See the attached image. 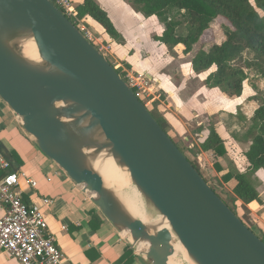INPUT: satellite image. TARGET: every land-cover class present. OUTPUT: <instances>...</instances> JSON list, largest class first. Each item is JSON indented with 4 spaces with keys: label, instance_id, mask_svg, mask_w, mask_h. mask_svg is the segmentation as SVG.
<instances>
[{
    "label": "water",
    "instance_id": "1",
    "mask_svg": "<svg viewBox=\"0 0 264 264\" xmlns=\"http://www.w3.org/2000/svg\"><path fill=\"white\" fill-rule=\"evenodd\" d=\"M33 39L41 62L19 47ZM0 98L39 149L149 264H264V241L220 198L113 65L50 0H0ZM106 152L170 233L153 235L91 166Z\"/></svg>",
    "mask_w": 264,
    "mask_h": 264
},
{
    "label": "crops",
    "instance_id": "2",
    "mask_svg": "<svg viewBox=\"0 0 264 264\" xmlns=\"http://www.w3.org/2000/svg\"><path fill=\"white\" fill-rule=\"evenodd\" d=\"M94 1L108 13L121 37L128 42L137 37H143L147 24L149 22L154 23L155 19H157V17L146 18L141 13L135 12L131 7L132 4L128 0ZM72 2L77 8H80L84 0L81 3L75 0H72ZM84 19L90 28L95 29L96 32L93 31L94 33L104 34L107 38H110L105 30L93 19L90 17H85ZM161 36H156L154 41L159 43V45H164L156 40V38ZM176 48L182 49L185 57L193 56L196 53H193L194 49L192 53L185 55L182 45ZM148 79L150 80L151 91L156 94L158 85L164 91L168 87L165 81L154 80L152 77ZM166 91L168 92V90ZM169 94L170 92L164 94L165 99ZM174 95L177 96L175 93ZM155 98L158 99L159 96L157 95L156 97L155 95L152 101H155ZM186 98L192 102V99H198V96L187 92ZM258 108L259 106L255 111ZM179 110L180 112L182 111L185 117H190L188 116L190 112L183 109V104ZM196 114L199 115V112L193 113L194 116ZM197 125L198 128L194 131V134L203 137L197 155L200 163H202L204 157L211 153L203 152L201 146L208 138L212 126L217 129L219 135L224 140L225 146L226 142L224 135L220 132L217 125L210 123L207 135H205L206 128L203 122L199 121ZM184 140L190 143V146H194V143L188 141V138ZM249 149L243 152L244 171L237 173L247 175L249 164L246 160L245 153ZM0 150L11 163V171L17 173L26 172L38 183L36 188H31L25 182H22L24 202L29 205L36 204L42 208L47 218L50 232L56 237L58 247L68 258L67 264H149L132 249L128 237L120 233L103 215L92 201L90 195L85 193L57 164L42 153L35 139L25 131L20 118L1 98ZM226 150L228 153L227 146ZM226 156L227 154L222 158L215 159L216 162L214 164L215 170L217 171L218 166H220V172L224 175L230 173L228 167L224 165ZM251 176L256 177V190L259 194V200L246 206L248 207L250 215L254 218L256 228H259L264 237V171L260 170L251 173ZM248 179L251 182L250 177ZM229 183L236 184L235 180H231ZM44 200H51L52 204L46 205L44 204ZM238 203L242 202L239 201ZM5 212L6 208L0 201V216H3ZM63 228H67V230ZM0 264L20 263L7 253L0 251Z\"/></svg>",
    "mask_w": 264,
    "mask_h": 264
},
{
    "label": "rangeland",
    "instance_id": "3",
    "mask_svg": "<svg viewBox=\"0 0 264 264\" xmlns=\"http://www.w3.org/2000/svg\"><path fill=\"white\" fill-rule=\"evenodd\" d=\"M75 1L78 3L82 2V0ZM131 7L135 12L139 13L133 5ZM257 12L264 17L263 12L259 10ZM90 29L95 31L93 28ZM229 29L231 28L227 21L222 18L217 19L206 32L204 39L195 46L193 53H196L187 57L183 55L180 48L159 45V43L154 41L156 36H161L165 31L164 21L158 18L155 19L154 23L149 22L147 24L143 37H137L129 42L123 38L114 40L107 38L104 34H95L101 36L103 41L111 48L110 53L104 55V57L113 66L119 68L124 75V80L127 72H133L138 77L141 76L147 79L152 77L154 80L165 81V84L168 85L166 90L171 95L169 94L165 99L164 94H168V92L158 85L156 88L157 94L152 92L151 99L153 100L155 95L156 97L158 95L159 98L151 101L148 110L153 112L159 119L165 121L169 128L170 136L176 142L188 138V141L194 143V146H190L193 151L186 150L188 158L195 164L200 165L210 185H213L235 208L237 215L259 237L264 239L259 228H256V223L250 215L248 207L242 203L233 204L226 196L227 193L231 194L235 185L234 183L223 182L224 174L215 170V159L218 158L210 153L200 163L198 156H196L203 140V137L194 134V131L198 128L197 124L199 121L203 122L206 128L205 135L208 133L207 130H209L210 123L217 125L220 132L224 135L228 149L224 165L228 167L232 174L244 171L243 152L250 148L253 137L256 134L252 115L255 109L264 103V80L256 79L255 74L248 71V79L245 81L242 97L230 98L220 88L210 87L205 82L207 76L215 71L214 68L205 72H197L193 66L194 56L201 50L209 49L214 43L222 44L226 40V34ZM178 32L179 34L185 33V28H180ZM246 57L251 59L248 54H246ZM187 92L198 96V99L194 98L192 102L189 101L186 98ZM182 104L183 109L190 112V115H188L190 117H185L182 111L180 112L179 108H182ZM197 111L199 115L196 114L194 116L193 113ZM188 144L190 145V143ZM251 173L248 172L247 175L249 174L248 177H250L251 183L256 188V177H252ZM144 203L150 216L152 213L155 217L160 215L158 212L155 213L156 210L152 206L145 201ZM175 242H178L177 239H175ZM183 257V254L179 253L177 260L182 264H196L191 258L186 260Z\"/></svg>",
    "mask_w": 264,
    "mask_h": 264
},
{
    "label": "trees",
    "instance_id": "4",
    "mask_svg": "<svg viewBox=\"0 0 264 264\" xmlns=\"http://www.w3.org/2000/svg\"><path fill=\"white\" fill-rule=\"evenodd\" d=\"M128 1L144 17H157L163 20L165 31L156 40L174 48L182 45L185 55L193 52L195 46L204 39L206 32L217 19L222 18L230 24L231 29L227 32L226 40L222 44H212L209 49L201 50L193 59V66L197 72L215 69L206 81L210 87L220 88L230 98H239L244 93L248 71L253 72L256 79L264 80V17L257 12L259 10L264 13V0ZM79 14L82 18L90 17L97 22L110 38L114 40L122 38L108 13L94 0H84L79 8ZM182 27L185 28V33L179 34L178 31ZM246 54L250 55L251 59L247 58ZM117 72L122 78L124 77L120 70ZM150 113L170 136L165 121L159 119L153 112L150 111ZM252 121L256 134L245 157L249 164L248 172L255 173L264 171V103L255 111ZM172 140L185 156H187V149L193 151L184 139L179 142L173 138ZM201 148L203 152H211L217 158L227 154L224 140L214 126L211 127L210 134ZM190 162L209 183L200 166L191 160ZM218 170L221 171L220 166ZM223 179L226 183L231 180L236 182L231 194H226L233 204L241 201L244 205H249L259 200L258 192L246 174L230 172L225 174ZM210 186L237 214L228 200L213 185ZM242 221L245 223L243 219ZM261 239L264 241L263 238Z\"/></svg>",
    "mask_w": 264,
    "mask_h": 264
},
{
    "label": "built area",
    "instance_id": "5",
    "mask_svg": "<svg viewBox=\"0 0 264 264\" xmlns=\"http://www.w3.org/2000/svg\"><path fill=\"white\" fill-rule=\"evenodd\" d=\"M50 1L103 56L110 53L111 48L101 36L89 28L72 0ZM113 67L119 70L118 67ZM126 81L148 109L152 101L150 80L127 72ZM22 182L31 188L38 186L26 172L11 171V163L0 150V201L6 208L5 214L0 216V251L7 253L20 264H67L68 258L58 247L56 237L50 232L42 208L24 202ZM44 204L50 205L52 201L44 200Z\"/></svg>",
    "mask_w": 264,
    "mask_h": 264
},
{
    "label": "bare ground",
    "instance_id": "6",
    "mask_svg": "<svg viewBox=\"0 0 264 264\" xmlns=\"http://www.w3.org/2000/svg\"><path fill=\"white\" fill-rule=\"evenodd\" d=\"M19 47L27 59L35 63L41 62L33 39L20 41ZM91 166L103 178L106 186L116 193L129 213L150 228L153 235L157 236L160 232H164L170 233L174 239H177L164 217L160 215L155 217L153 213L150 216L144 203L145 199L131 179L130 173L125 168L118 166L111 155L103 152L96 157H92ZM156 212L158 211L156 210ZM179 253L183 254V258L189 260L184 247L177 243L174 246V255L170 260V264H182L177 260Z\"/></svg>",
    "mask_w": 264,
    "mask_h": 264
}]
</instances>
